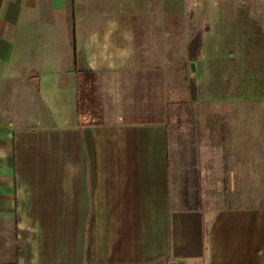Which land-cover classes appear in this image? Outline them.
<instances>
[{"label":"crops","instance_id":"obj_1","mask_svg":"<svg viewBox=\"0 0 264 264\" xmlns=\"http://www.w3.org/2000/svg\"><path fill=\"white\" fill-rule=\"evenodd\" d=\"M202 3L0 0V264H264V0Z\"/></svg>","mask_w":264,"mask_h":264},{"label":"rangeland","instance_id":"obj_2","mask_svg":"<svg viewBox=\"0 0 264 264\" xmlns=\"http://www.w3.org/2000/svg\"><path fill=\"white\" fill-rule=\"evenodd\" d=\"M187 2V9L190 12L189 13V19H191V22L196 23V21L199 19V13H203L204 4L202 3V0H186ZM206 7V4H205ZM202 8V9H201ZM202 16V15H201ZM200 16V17H201ZM70 21H67L66 23H62L61 29H64L69 26ZM58 38V37H57ZM62 46L67 43V40L69 37H65L64 34H62ZM39 39V38H38ZM38 39L34 42V45H38ZM55 53L50 52L49 55L46 53V57L52 58ZM59 54V57L61 56L62 60L65 59L67 56V52L65 51V48L63 47L62 50L59 53H56V55ZM36 56L37 53L33 50L31 51H20L17 53V60H16V67L15 71L24 74L26 71L32 70V65L36 63ZM45 70H54V69H45ZM57 70V69H55ZM249 88L254 90L253 96H256L262 93V90L258 92L256 90L257 87H264V85H247ZM254 87V88H253ZM256 87V88H255ZM256 92V93H255ZM249 94V95H251ZM99 107H101V113L102 115L98 117V109H94V116L96 121H109V120H115L118 119L119 112L117 108L113 105L115 102L108 100V99H101L98 100ZM87 101L82 99L81 105L82 109H85ZM179 106V105H178ZM177 106L176 109L170 110L167 108V130L169 133V142L171 151L174 154L175 157H184L186 155H192L194 156V113L191 108H189L186 105H180ZM121 118V117H120ZM123 119V118H122ZM179 160V159H178Z\"/></svg>","mask_w":264,"mask_h":264}]
</instances>
